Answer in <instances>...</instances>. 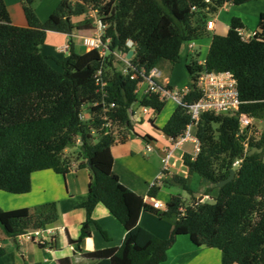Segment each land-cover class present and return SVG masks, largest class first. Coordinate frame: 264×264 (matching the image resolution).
<instances>
[{
	"label": "trees",
	"instance_id": "trees-1",
	"mask_svg": "<svg viewBox=\"0 0 264 264\" xmlns=\"http://www.w3.org/2000/svg\"><path fill=\"white\" fill-rule=\"evenodd\" d=\"M20 1L26 26L15 24L6 1L0 0V190L30 192L32 175L39 170L52 169L66 175L73 161L66 149L78 145V156L91 169V181L88 199L81 204L87 218L79 238L70 239L71 243L78 246L91 235L95 222L92 214L98 203L104 204L126 229L120 246L86 252L93 264H161L181 233L189 234L197 246L219 248L223 264H264V131L255 140L239 134L238 118L202 113L196 127L200 152L196 158L189 152L183 155L189 174L170 175L166 171L162 182L193 192L190 175L198 174L211 182L205 195H212V200L195 197L185 206L181 194H172L166 209L161 210L121 182L114 169L112 149L119 138L104 125L107 116L131 134V114L136 109L147 106L150 112L161 113L167 101L156 94L139 96L136 89L140 78H131L132 65L149 71L163 61L176 64L187 42L207 36L212 39L205 64L200 65L194 57L186 64L191 81L203 69L231 71L243 101L241 112L264 119V12L255 34L244 38L239 29L245 25L239 17L232 18L226 35L212 34L206 25L210 15L226 2L241 5L251 0H61L44 21L34 7L35 0ZM90 9L97 10L106 25L103 41L110 38L107 54L101 55L98 49L77 52L73 41L63 58L42 53L49 30L72 35L78 29H92ZM164 21L165 32L158 34ZM129 40L135 43L134 54L132 65H127L124 72L117 64L122 62L119 53L127 55L131 50ZM99 71L104 86L97 82ZM200 96V92L191 90L185 101L193 103ZM112 102L114 107H110ZM90 105L92 117L83 119L81 112ZM191 121L187 107L177 104L161 131L178 137ZM150 122L156 125L153 119ZM129 134L120 136L119 141ZM144 137L149 139L151 135ZM252 147L262 151L249 155ZM236 158L241 164L233 179L218 186L229 177ZM158 191L154 183L149 195L157 197ZM143 211L170 221L169 237L161 238L140 225ZM3 213L0 207V216ZM58 218L55 201L32 208L26 215L10 217L8 224L0 217V242L4 237L16 238L30 230L47 228ZM0 254H4L2 246ZM62 263L70 264V260Z\"/></svg>",
	"mask_w": 264,
	"mask_h": 264
},
{
	"label": "crops",
	"instance_id": "crops-1",
	"mask_svg": "<svg viewBox=\"0 0 264 264\" xmlns=\"http://www.w3.org/2000/svg\"><path fill=\"white\" fill-rule=\"evenodd\" d=\"M5 1L13 22L20 26H26L27 19L21 1ZM44 1L40 0L39 4L38 2L35 4L37 13L40 3H44ZM60 1L55 0L53 5L47 4L45 16L42 17L38 13L40 19L46 20ZM244 4L235 5L228 3L225 5L226 8H220L216 13L211 14L209 20L214 21V27L208 30L212 34L226 35L225 32L229 30L232 18L239 17L245 25L243 30L246 36L251 37L254 35L259 28L260 15L264 12V2H253L250 4L251 6H244ZM91 34L90 29H78L72 35L49 30L42 47V53L48 56L63 58V55L70 52V50H63L65 45L70 46V41L74 42L77 52L89 51L90 48L86 45L85 39L90 37ZM211 39L210 36H207L199 41H205L210 45ZM199 41H195L196 45ZM158 66L160 67V65ZM160 69L163 72L160 81L180 87L189 85V83L184 85L173 83L171 75H165L163 68L160 67ZM144 87L141 88V92ZM169 101L173 105L172 110L165 115H162L164 110L159 114H154L153 112L147 114L143 111V114H141V108L136 109L132 115L134 130L131 131V134L125 140L119 141L118 139V144L112 148L115 156L114 169L119 175L121 182L144 196L145 200L150 203H152L151 198H153L162 201L165 205L172 194L182 195L181 189L178 186L163 184L162 180L166 178L167 174L161 177L163 171V147L168 144V140L161 131V127L177 107L176 102ZM144 116H149V120L153 119L155 121L156 125L154 127L162 134L161 136L150 133H148L151 135L149 139L143 135L138 136V132L136 131L137 123L142 122ZM159 119L161 122L158 121ZM133 134L136 137H133ZM148 142L153 145V151L150 153L146 150ZM68 149L70 148L68 147L66 151ZM178 149H182V151L177 156V160L173 161L174 164L169 168L168 174L178 173L186 176L189 173L184 165L183 155L186 152H190L191 149H187L186 144ZM84 162L86 160L78 156V158L72 161V166L66 175L57 173L52 169L34 172L32 175V190L28 193L12 194L0 190V207L4 210V213L0 217L7 224L10 217L26 215L32 208L49 202L55 201L57 203L59 213L58 220L47 227L50 229V232L48 233L44 230L43 235L38 238L28 236V233L32 230L16 238L4 237L0 242V246L4 248V254H0V264H24L25 261L32 263L41 262L43 264H63L62 262L65 259H69L70 264H93V261L86 256V252L117 247L122 244L126 235V229L102 203H98L93 210L92 217L95 222L91 224V235L85 237L78 246L70 241V239L77 240L79 238L82 223L87 218V211L81 207V204L88 199L91 169ZM79 164L81 165L79 166ZM182 165H184V169L180 167ZM154 183L160 188L157 197L149 195V190ZM193 183H196L194 186L198 184L200 193L212 186L211 182L202 177L200 178L198 174L190 175L192 189ZM163 187L169 189L170 192L163 190ZM171 188L175 189L177 193L172 191ZM203 196L201 195L199 199ZM164 209L166 207L161 210ZM161 221L162 219L156 215L154 216L153 213L143 211L139 223L157 236L167 238L170 235L172 224L171 222L165 223ZM99 225L107 232L108 236L104 235ZM161 264H223L222 251L217 247L197 246L193 243L189 234L181 233L178 235L175 244L169 249L167 260Z\"/></svg>",
	"mask_w": 264,
	"mask_h": 264
},
{
	"label": "built area",
	"instance_id": "built-area-1",
	"mask_svg": "<svg viewBox=\"0 0 264 264\" xmlns=\"http://www.w3.org/2000/svg\"><path fill=\"white\" fill-rule=\"evenodd\" d=\"M209 1V0H207ZM232 2H226L221 8H226L225 5ZM88 16L92 20L93 28L91 29V36L85 39L86 45L90 49H98L101 52V55H105L108 52V44L110 43V38L106 39V42L103 41V36L105 34L106 25L100 20L97 10L90 9L88 11ZM207 29H212L214 27V21L208 20ZM239 33L244 37L248 38L243 29H239ZM127 45L130 48L134 49L135 43L132 40L127 42ZM184 47L189 51V54H193L196 50V42L189 41ZM63 50H70L69 45H65ZM122 53H119L121 56ZM123 58V56H121ZM128 58V57H127ZM200 65L205 64V59L198 61ZM127 65L131 66V62H127ZM132 74L131 78H140L139 85L136 89V92L139 96H144L146 94H156L158 98L162 101L172 100L177 104L184 105L187 107L188 113L191 115V123L186 128L185 132L178 136H167L165 137L168 140V144L163 147V171L161 177L166 175V171L174 164L173 159L175 158V151L178 148L183 147L187 143L192 144V149L189 152L193 158H196L201 149V141L196 134L197 122L200 118V115L205 112H210L214 114H229L238 118L240 123V133H245V130L248 129L252 124L255 118L252 116L241 112V104L243 101L240 97L239 86L236 77L231 71H210L207 69L200 70L195 78L191 81L189 85L186 86H176L171 85L167 82L160 81L163 76V72L159 66L151 68L149 71L144 66L138 68L137 66L132 65ZM128 71V66L124 69V72ZM101 72L99 71L97 76V82L104 86L106 82L101 80ZM144 87L141 92V88ZM191 90H196L201 93V96L198 100L193 103H188L185 101V97ZM96 105V103L94 104ZM91 106H84L83 111L81 112V117L83 119H90L92 117ZM115 103L112 102L110 107H114ZM144 113H150V109L147 106L140 107ZM107 111V109H105ZM107 121L104 124L110 132V128L114 126L115 123L109 120L107 116L104 117ZM79 144H82L80 138L77 139ZM248 147V143H246ZM146 150L148 152L153 151L152 143L148 142L146 144ZM241 164V159H235L233 162V167L238 168ZM152 205L155 208L163 209L166 205L158 200L151 198ZM44 230L50 232V229H36L28 233V236L31 238H38L43 235Z\"/></svg>",
	"mask_w": 264,
	"mask_h": 264
},
{
	"label": "rangeland",
	"instance_id": "rangeland-1",
	"mask_svg": "<svg viewBox=\"0 0 264 264\" xmlns=\"http://www.w3.org/2000/svg\"><path fill=\"white\" fill-rule=\"evenodd\" d=\"M37 2L39 4L40 0H35L34 7H35V4H37ZM54 2H55V0H45L44 3H40V8H39V11H38L39 15L42 16V17L45 16V13H46L45 12V7L47 6V4L53 5ZM253 2H264V0H252V1H249V2L245 3L244 6H248V5L251 6L250 4H252ZM166 24H167V22L164 21L162 26H161V28L158 31V34H162V33L165 32ZM227 32H228V30H226L225 34H227ZM201 42L202 41H199L200 44L198 43L196 45V50L197 51L194 54H189L188 49L186 47H183L181 60L178 63H176L175 65H173L169 61H163L160 64V67L163 68L164 74L165 75H169V74L171 75L173 83L183 84V85L187 84V83L190 84L191 76H190V74H189V72H188V70L186 68V64L190 61V59L192 57H194L197 61L204 60L206 58L207 54H208V51H209L210 45H208L207 42H205V41L202 42V43ZM66 55H63V56H66ZM121 56H123V58H121ZM121 56H119V57L122 59V62H119V64H117V67L120 70L125 69L127 67V62H129L130 59H131V58H127V55L123 54V53H122ZM52 64L57 69H60V66L56 63V61H53ZM172 106H173L172 103L169 101L167 103L166 108L164 109V112L162 113V115L168 114L172 110ZM140 112H141V114H143L141 109H140ZM158 121L161 122L160 119ZM110 130L114 134L115 138H119V139H121L120 136H122L124 134H129L128 131L125 129V127L120 125V124H118V123H115L114 126L112 128H110ZM136 131L138 132V136L139 137H140V135L144 136L147 133H150V134H153V135H158V136L162 135L152 125V123L149 120V116H144L143 121L137 123ZM263 131H264V119H254L253 124L248 129L245 130V134L250 136L251 138H255V140H258L260 138V136H261ZM132 136L136 137V136H134V134ZM116 144H118V142H115V144L113 146H115ZM186 146H187V149L188 148L192 149V144L191 143L186 144ZM69 148L70 149H68L65 152L66 155L71 157L72 160L78 158L79 146L78 145H72V147H69ZM181 151H182V149L176 150L175 158L173 159V161L177 160V156L180 155ZM180 162H181V159H180ZM180 167H182L184 169V165H182ZM162 168H163V164H162ZM162 168H161V171H162ZM173 170H175V169L173 168ZM169 174L171 175L172 173H169ZM201 182H202V180H201ZM199 183H200V181H199ZM195 184L196 183H193V189H192L193 192L186 191L182 187L178 186L181 189L180 192H182V197H184L185 206H187L189 204H192L193 201H194V198L195 197L199 198L201 195H204V196L202 198H200V199L204 198L205 200H212V195H205V191L208 188H206L204 190V192L200 193V191H199L200 187L198 186V184H197V186H194ZM175 186H177V185H175ZM162 189L165 190V191L167 190V191L170 192L169 189H166L164 187ZM171 190L174 191L175 193H177L175 189L173 190L171 188ZM157 220H159V219H157ZM161 222H165V223L169 222L170 223V221H168V220H162Z\"/></svg>",
	"mask_w": 264,
	"mask_h": 264
},
{
	"label": "water",
	"instance_id": "water-1",
	"mask_svg": "<svg viewBox=\"0 0 264 264\" xmlns=\"http://www.w3.org/2000/svg\"><path fill=\"white\" fill-rule=\"evenodd\" d=\"M133 53H134V50H129V52L127 53V57H128V58H131L132 55H133ZM256 151H257V152H261V151H262V148L252 147V149L248 151V154L251 155V154L255 153ZM235 170H236V169L233 168V169L231 170V173H230L229 177L226 178V179H224V180H222V181H220V182H218L217 185H218V186H223V185L226 184L227 182L231 181V180L233 179L234 175H235Z\"/></svg>",
	"mask_w": 264,
	"mask_h": 264
},
{
	"label": "clouds",
	"instance_id": "clouds-1",
	"mask_svg": "<svg viewBox=\"0 0 264 264\" xmlns=\"http://www.w3.org/2000/svg\"><path fill=\"white\" fill-rule=\"evenodd\" d=\"M90 30H91V29H90ZM243 31H244V30H243ZM247 37H248V36H247ZM248 38H249V37H248ZM131 50H134V49L131 48ZM195 52H196V50H195ZM195 52H194V53H195ZM194 53H193V54H194ZM133 54H134V53H133ZM132 56H133V55H132ZM139 108H140V107H139ZM153 113L155 114L156 112H153ZM132 115H133V114H131V118H132ZM248 147H249V144H248ZM248 147L246 146V148H248ZM233 168H234V167H233ZM235 169H236V168H235Z\"/></svg>",
	"mask_w": 264,
	"mask_h": 264
}]
</instances>
